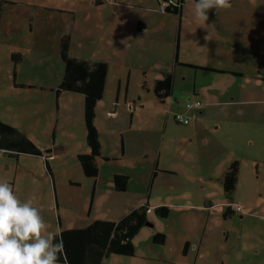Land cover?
I'll return each instance as SVG.
<instances>
[{"label": "rangeland", "instance_id": "1", "mask_svg": "<svg viewBox=\"0 0 264 264\" xmlns=\"http://www.w3.org/2000/svg\"><path fill=\"white\" fill-rule=\"evenodd\" d=\"M73 1L0 0V121L24 133L46 157L0 150V182H9L21 201L33 199L46 222L45 234L58 227L53 179L63 222L74 225L88 210L80 201L90 178L75 157L88 150L83 97L56 92L63 63L58 36L71 18L65 6ZM89 49L75 54L88 61ZM256 58L261 64L254 78L246 73L231 81L206 69L175 67L173 94L161 99L150 72L145 77L130 69L127 77L112 64L93 122L103 153L121 154L120 141L125 153L97 160L98 185L113 186L112 173L118 172L127 175V185L115 196L96 192L89 214L116 222L120 212L140 202L151 225L132 236L131 256L109 254L100 264H264V55ZM196 100L200 107H185ZM116 104L117 116L106 117L105 110ZM174 112L187 114L190 123L176 122ZM232 160L238 166L236 183L225 193L214 178ZM200 182L203 189L197 188ZM179 198L185 201L181 208L174 205ZM209 199L219 204L207 205ZM159 206L168 208L167 216L158 217ZM78 223L83 228L85 223ZM153 233L166 237L157 244Z\"/></svg>", "mask_w": 264, "mask_h": 264}, {"label": "crops", "instance_id": "2", "mask_svg": "<svg viewBox=\"0 0 264 264\" xmlns=\"http://www.w3.org/2000/svg\"><path fill=\"white\" fill-rule=\"evenodd\" d=\"M180 1L182 5L176 13L164 11L160 0H77L75 3L73 1L65 6L64 12H68L71 18L62 23L63 32L58 36V42L63 35H66L68 37L67 54L72 58L84 60H86L85 55H76L75 52L78 48L87 46L90 48L88 52L91 55L87 58V62L107 63L111 66H107V72L113 68L112 64L116 68L121 67L125 72L121 75L126 74L127 77L130 76V69L138 71L145 77L146 73L150 72L153 75L151 76L153 84L157 79H162L163 74H168L171 81L167 95L170 96L173 94L171 86L175 67L178 66L221 73L229 81L234 77H243L246 73L254 78L261 64L256 57L264 55V0H230L231 8L217 12L210 10L209 19L206 22H201L196 17L194 0ZM95 38L97 40H94ZM90 42L92 45H87ZM115 102L117 103V100ZM117 107L118 104L112 109H106V117H116ZM129 107L131 110L134 109L132 104H129ZM121 131L123 132V129ZM99 146L100 154L94 158L98 168L97 174L95 177H87L90 178L87 183L88 194L87 197L85 194L80 201L82 208L88 209L78 220L85 223L83 227L95 218L104 220L96 214H89L92 198L96 192L106 197L118 194L112 182L111 184L107 182L103 188L98 185L101 167L97 160H108L111 157L118 159L124 155L125 145L120 141L121 154L114 155L103 153L100 143ZM82 152L87 153L88 150L77 153ZM120 173L114 174L125 175ZM114 174L112 173V177ZM199 177L205 180L213 178L209 175L206 177L199 175ZM221 177L222 173L214 178L218 185L221 183ZM204 187V183H197V188ZM53 196V203L56 206L53 218L58 224L55 232L63 228L82 227L78 222L72 225V222L68 220L65 222L61 220L58 203L61 194L59 196L56 192L54 179ZM183 199H176L174 205L181 208L185 204ZM139 203L137 207L142 205ZM206 203L207 205L219 204L210 199ZM120 213L119 217L125 214L126 210ZM146 232L149 239L151 230L148 229ZM163 236L166 237V234L163 233ZM186 244H192V248L195 246V243L190 241H186Z\"/></svg>", "mask_w": 264, "mask_h": 264}, {"label": "trees", "instance_id": "3", "mask_svg": "<svg viewBox=\"0 0 264 264\" xmlns=\"http://www.w3.org/2000/svg\"><path fill=\"white\" fill-rule=\"evenodd\" d=\"M166 1L167 6L163 8L164 11L176 13L182 5L180 0H177L179 7L173 4L171 0ZM67 48L68 37L63 35L59 39L58 48V54L63 62L62 76L57 84L56 92L71 91L82 94L84 139L88 152L77 153L75 157L83 175L95 177L98 168L94 158L100 154V146L98 131L93 122V109L104 92L107 63L102 61L89 63L84 59L72 58L67 54ZM170 81L171 78L168 74H163L162 79L154 81L153 90L158 98L161 99L167 96ZM0 150L9 155L24 153L43 157L42 151L24 133L1 121ZM43 160H46V157H43ZM237 169V162L232 160L222 173V190L225 193H229L235 187ZM112 180L115 190H124L125 184H127V176L114 174ZM154 210L160 218L168 215L166 206L155 207ZM145 215L146 207L139 205L122 214L116 222L95 218L83 228L75 227L59 230V233L63 236L67 264H100L101 260L109 254L131 256L133 254L131 238L141 226L145 225ZM151 239L153 242L160 244L163 242L164 236L162 233H153ZM59 264H65L63 256L60 257Z\"/></svg>", "mask_w": 264, "mask_h": 264}, {"label": "clouds", "instance_id": "4", "mask_svg": "<svg viewBox=\"0 0 264 264\" xmlns=\"http://www.w3.org/2000/svg\"><path fill=\"white\" fill-rule=\"evenodd\" d=\"M229 8L230 0H194L201 22L208 21L210 10ZM45 232L46 222L33 199L21 201L9 182H0V264H59L61 256L67 264L62 234Z\"/></svg>", "mask_w": 264, "mask_h": 264}, {"label": "built area", "instance_id": "5", "mask_svg": "<svg viewBox=\"0 0 264 264\" xmlns=\"http://www.w3.org/2000/svg\"><path fill=\"white\" fill-rule=\"evenodd\" d=\"M160 1L162 2L161 8H164V7L167 6V1L166 0H160ZM199 106H200V102L199 101H195L193 103H190V102H186L185 103V107L187 109H190V110H193L194 108H197ZM172 116H173L174 120L176 122H178V123L187 124L188 122H190V118H189V116L187 114H182L180 112H176V113L174 112L172 114ZM235 209L238 210L239 207L236 206Z\"/></svg>", "mask_w": 264, "mask_h": 264}, {"label": "water", "instance_id": "6", "mask_svg": "<svg viewBox=\"0 0 264 264\" xmlns=\"http://www.w3.org/2000/svg\"><path fill=\"white\" fill-rule=\"evenodd\" d=\"M150 224H151V223H149V222H147V221L145 222V225H150Z\"/></svg>", "mask_w": 264, "mask_h": 264}]
</instances>
